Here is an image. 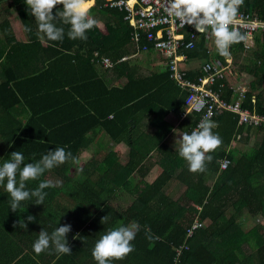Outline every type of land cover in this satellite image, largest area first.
Wrapping results in <instances>:
<instances>
[{"label": "trees", "instance_id": "16d2710c", "mask_svg": "<svg viewBox=\"0 0 264 264\" xmlns=\"http://www.w3.org/2000/svg\"><path fill=\"white\" fill-rule=\"evenodd\" d=\"M104 3V0H95L90 15L98 24L86 33L87 40H71L65 35L62 42H53L41 38L43 34L38 33L37 22L25 0H0V37L6 45L3 47L0 43V165L13 151L22 152L25 162L30 163L57 147H65L81 161L80 152L86 153L90 144L85 134L97 128L112 140L113 149L120 143L129 146L128 164H131L119 166L116 155L108 152L103 162H97L98 174L88 176L81 169L82 180L77 182L70 177L69 168L78 164L65 162L45 171L38 180L26 182L30 190L37 188L41 181L57 185L44 189L47 192L44 204H35V198L25 200L16 212L11 211V196L0 184V232L6 238L4 241H8L13 261L17 258L16 264H98L92 256L95 242L109 229L136 222L140 230L131 242L134 251L110 264H264V127L247 128V132L258 133V144L249 146L235 159L228 149L232 138L244 126H237L238 117L233 113L213 114L212 121L218 125L213 132L220 135L222 144L206 154L212 160L206 163L204 172H190L179 152L171 151L162 143L154 154L166 161L156 169L153 166L152 179L131 194L134 199L130 205L119 209L110 204L123 191L131 193L129 186L135 178L132 173L151 151L143 154L138 151L143 156L134 157L136 142L131 130L136 119L129 120L134 106L151 97L145 96V92L139 95L133 92L137 83L131 78L121 89H102L108 98L104 112L92 107L81 95L85 86L101 85L94 68L102 57L115 63L121 56L137 52L131 41V28L123 20L124 12L105 7ZM62 8L57 5L53 14ZM240 10L264 20V0H244ZM15 14L25 30L26 40H18L13 34L10 17ZM58 26L65 27L67 32L68 26ZM254 43L251 65L241 61V42L230 46V56L238 72L233 70L218 85L226 86L222 98L228 102L236 100L238 97L230 87L237 85L241 78L237 76L234 80V76L249 75L252 80L246 82L248 88L241 109L264 116V34L255 36ZM203 44V39H197L193 48L182 53L184 65L188 66L186 80L193 84L205 77L200 69L203 64L198 67L197 62L219 60L225 65V57L218 52L210 54ZM156 79L162 83L156 82L155 93L164 84L180 91L169 79L168 72ZM177 94L173 93L168 111L181 114L185 110L181 104L186 93L180 100ZM55 97H59L55 100L58 104H45L44 100ZM93 98L99 100L94 93ZM198 120L199 114H187L180 122L181 131L190 134ZM225 156L230 166L219 172V160ZM146 165L143 163L140 171L148 168ZM213 173L218 175L211 184L208 178ZM144 175L147 172L143 171ZM29 215L35 217L34 222L27 221ZM106 215L108 220L101 223ZM260 216L259 223L243 229L248 219ZM21 220L27 224L26 229L18 226ZM195 221L200 226L192 230ZM64 224L71 225L67 240L72 254L57 258L54 249L49 248L37 255L33 244L42 228L51 233ZM146 226L151 229V240L146 237ZM189 230H192L190 236ZM17 234H22L21 239ZM10 235L15 236L12 242L19 244L18 247L9 246Z\"/></svg>", "mask_w": 264, "mask_h": 264}, {"label": "clouds", "instance_id": "9594fccd", "mask_svg": "<svg viewBox=\"0 0 264 264\" xmlns=\"http://www.w3.org/2000/svg\"><path fill=\"white\" fill-rule=\"evenodd\" d=\"M25 3L30 10V15L35 17L38 33L43 34L41 38L49 41L62 42L65 35L71 40H87L86 33L98 24V21L90 15L94 0H25ZM243 4L244 0H167V11L182 25L194 26L197 32L204 33L211 29L218 54L228 57L230 46L246 39L245 35L234 27L238 10ZM57 5H62L63 8L54 15L53 9ZM58 25L68 26L67 32L65 27ZM217 126L214 121L205 117L190 134L185 132L181 136L178 152L179 156L188 163L190 172H204L206 163L212 160V156L206 154L213 152L222 144L220 135L213 132ZM68 161L79 164V160L70 151H66L65 147L49 150L40 160L30 163L25 162L22 152L13 151L10 157L0 165V184L5 186L11 196V211L16 212L21 202L33 198H35V204H44L47 196L44 189L57 185L50 181H41L37 188L30 190L26 182L38 180L45 171ZM107 220L108 215L102 218L101 223ZM27 221L34 222L35 217L29 215ZM18 226L27 228L23 220L18 222ZM139 230L140 225L136 222L109 229L95 242L92 250L93 258L98 264H110L112 260L125 258L134 251V245L131 242ZM70 231V224L61 225L51 233L42 228L38 239L33 244L34 252L39 255L52 248L57 258L60 255H71L72 249L67 240V234ZM150 233L151 229L146 226L145 234L149 240L153 239Z\"/></svg>", "mask_w": 264, "mask_h": 264}, {"label": "crops", "instance_id": "0c3cea01", "mask_svg": "<svg viewBox=\"0 0 264 264\" xmlns=\"http://www.w3.org/2000/svg\"><path fill=\"white\" fill-rule=\"evenodd\" d=\"M105 1V0H104ZM204 43V42H203ZM204 45V44H203ZM205 47V45H204ZM137 51V50H136ZM144 53V52H143ZM150 53V56L143 57H134V59H130L125 62L116 63L114 64V67L110 70L103 69L101 67L96 66L94 68V73L96 74L97 80L100 82L101 85H94L93 87H87L85 86V90L82 91V96L86 98V102H89V104L92 105V107H99V111L104 112L105 108L108 104V98L103 95L102 89L105 91L111 90L112 88L115 89H121L123 85L126 82H129L130 78L131 80L135 81L137 83L136 87H134L133 92L136 94H141L143 92L145 96L151 97L147 101H139L134 107V111H131L130 113V119L135 117L136 121H134L133 125V141L136 142L135 145V158H139V156H143L142 154L144 151L151 150L148 152L145 159H143V163L147 164L148 168L143 170L144 172H147V175L143 176L142 165L141 163L138 167H136L135 171L132 173V175L135 177L134 181L131 183V186H129L128 191H123V193L119 194V198L111 201L110 204H114V206H128L134 199V197L131 196V194L135 190H140L143 187H145V184L152 179V173H155V169L157 166H161L163 161H166V159H163L157 155L154 154L156 151V147L159 146L162 143H165L167 147H170L171 151H177L179 149V140L181 139V136L184 132L180 129V122L182 120L180 119V114H175L174 111L169 110L168 107L171 106V98L173 96L174 92H178L177 94V100L183 99V96H185L184 92L177 91V89L174 87H169L166 84H164L163 87L159 88L158 91L155 93V84L162 83L157 81L156 77H159L160 75H163L166 71L164 68H162L163 60L159 59L155 54L156 52H147ZM132 55V54H131ZM131 55H123L121 57L125 56H131ZM243 54L241 57V61H244ZM120 57V59H121ZM230 60L231 59V56ZM143 59V61H141ZM226 59V57H225ZM204 62H197L198 67H200ZM250 63V62H249ZM122 65L121 67H116ZM232 65L233 62H232ZM251 65V63H250ZM236 68V67H235ZM87 76H90V74H86ZM239 75H244L249 77L248 82H251L252 78L247 75L246 73H242ZM2 79L0 78V82ZM157 82V83H156ZM140 84V85H139ZM95 94L96 96H99V100L92 99V94ZM144 96V97H145ZM59 97L53 98V99H46L45 104L46 105H55L57 102L55 100H58ZM58 104V103H57ZM184 105V104H181ZM43 107V106H40ZM59 107V105H57ZM103 107V109L101 108ZM167 111V112H166ZM255 113V112H254ZM62 117V115H61ZM123 117V116H122ZM109 118V117H108ZM50 122V121H49ZM238 122V121H237ZM155 126L157 128H155ZM237 126L238 123H237ZM160 127V129H158ZM248 128V127H247ZM247 128H244L241 133V138L238 140H235V138H232L231 144L229 146V151H235L239 152L247 150L249 147L250 141H258L259 135L258 133L251 131L247 132ZM256 128V127H253ZM89 131V132H88ZM85 134L86 139H89L90 144L88 145V150L86 153L83 151L80 152L81 161H79L78 165L70 166L69 168V175L73 178L75 181H81V169L84 170L83 173H87V175H92L94 172L98 174V167L99 162H103L105 159V155L108 152H112L114 155H116V160L118 161L119 166H128L131 164H128V161L130 159L129 153L130 149L129 146L125 143H120L116 146V149H113L114 143L112 140H109L107 135L99 128L97 129H90ZM255 133V136H254ZM131 134V135H132ZM238 134V133H237ZM236 135V134H235ZM246 137V138H245ZM243 140V141H241ZM242 142L239 145L243 147H238L237 142ZM236 143V144H235ZM141 152L142 154L138 153ZM119 152V154H118ZM240 153V152H239ZM166 154L168 155V152L166 151ZM118 155V157H117ZM153 157V158H152ZM152 158V160H150ZM98 162V164H97ZM86 166V167H85ZM154 166V168H153ZM117 170L120 173V170L118 167H116ZM139 172V173H138ZM218 174L211 175L208 178V183H213L215 177H217ZM113 206V205H112ZM258 217V216H257ZM257 217H252L250 219H253V223L257 224L259 222H256ZM261 220L262 217L260 216ZM248 219L244 225L243 229L248 230L253 227L254 224L250 223L251 220ZM5 236V233H4ZM17 238L21 239L22 234H17ZM15 236H8V239L11 241L9 246H12V249L14 246L18 247L19 244H13L12 241H14ZM6 238H3L2 232H0V264H16L17 258L13 261V257L10 253V251L7 248L8 241H4ZM17 242V240H15ZM23 255V254H22Z\"/></svg>", "mask_w": 264, "mask_h": 264}, {"label": "built area", "instance_id": "2783aa9c", "mask_svg": "<svg viewBox=\"0 0 264 264\" xmlns=\"http://www.w3.org/2000/svg\"><path fill=\"white\" fill-rule=\"evenodd\" d=\"M103 6L124 12L123 20L131 28V41L136 45L137 52L153 51L162 57L163 62H165L163 68L169 73V79L182 92L186 93L185 110L180 114V119L183 120L190 113L199 114V120L192 127V130L197 127L201 119L208 117L212 120L214 112L222 111L236 115L238 125H243L244 128L249 126L264 127V116L249 112L247 109H241V101L248 84L239 82L234 87H230L233 94L238 97L236 100L231 99L228 102L222 98V92L226 86L218 84L233 71L230 69L232 63L230 57L224 59V66L220 64L219 60L204 62L200 69L205 77L199 80L198 84L186 80L188 66L184 65L185 56L182 54L184 50L193 48L197 39H203L208 52L210 54L217 53L211 29L200 33L192 25H182L178 19L168 14L167 0H105ZM234 27L246 37L241 43L243 55H247L251 49L255 48V36L264 34V20L240 10ZM144 41L147 44L143 43ZM148 43H150V47H148ZM124 61H126L125 57H121L116 63ZM114 64L107 57H102L98 65L103 69L110 70ZM217 85L219 87L214 89ZM240 138L239 133L235 135V140ZM229 166L230 161L226 156L219 160V172L225 171ZM199 226L198 221H195L192 230ZM192 230H189L188 236L191 235ZM183 249L186 248L183 247Z\"/></svg>", "mask_w": 264, "mask_h": 264}, {"label": "rangeland", "instance_id": "374dc122", "mask_svg": "<svg viewBox=\"0 0 264 264\" xmlns=\"http://www.w3.org/2000/svg\"><path fill=\"white\" fill-rule=\"evenodd\" d=\"M94 3H95V0H94ZM94 6V5H93ZM10 24H11V26H12V28H13V31H14V35H15V37L18 39V40H26V33H25V30H24V28H23V26H22V24H21V22H20V20L17 18V16H16V14L15 15H12L11 17H10ZM0 43L2 44V46L3 47H6V45H5V43H4V41H3V38H2V36L0 37ZM213 50H215V49H213ZM255 49H251L249 52H248V54L247 55H244L243 56V59L245 60V61H247V64H249V62L252 64V60H251V57L253 56V51H254ZM150 53H143V52H135L134 54H132L131 56H125V59H126V61H128V60H132V59H134V57H136V59H137V57H138V59H139V57H143V59H144V57L145 56H150L149 55ZM157 57H159V59H162V57L161 56H159L157 53L155 54ZM229 57V56H228ZM143 59H141V61H143ZM118 61V60H117ZM116 61V62H117ZM125 62V61H124ZM97 66V65H96ZM162 68H163V65H162ZM230 69L231 70H236L237 71V68H235V66L234 65H232V63H231V66H230ZM238 72V71H237ZM240 74V73H239ZM235 75L234 76V80L237 78V76L238 77H240L241 78V81H239V82H241L242 84H245L246 82H248V79H249V77H247V76H244V75ZM251 81V80H250ZM247 84V83H246ZM254 136H255V133H254ZM241 141H243V140H241ZM238 144H237V146L240 144V143H242V142H237ZM236 144V143H235ZM256 144H258V141H250V143H249V146H252V145H256ZM242 145H243V143H242ZM238 147H242V146H238ZM242 150H243V147H242ZM244 151H246V150H244ZM239 152L241 153V152H243V151H240L239 150ZM239 152H235V151H233V152H231L232 153V156L235 158V159H238L239 158V156H240V154H239ZM114 204H116V203H113V204H111V205H113L114 206ZM116 207H119V209H122L123 207H125V206H116ZM251 220V222L250 223H252V224H254L253 223V219H250ZM259 221H261V218L259 217V219H257L256 220V222H259Z\"/></svg>", "mask_w": 264, "mask_h": 264}]
</instances>
